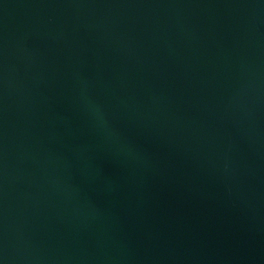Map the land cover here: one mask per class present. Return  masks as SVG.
Returning a JSON list of instances; mask_svg holds the SVG:
<instances>
[{
	"label": "water",
	"instance_id": "water-1",
	"mask_svg": "<svg viewBox=\"0 0 264 264\" xmlns=\"http://www.w3.org/2000/svg\"><path fill=\"white\" fill-rule=\"evenodd\" d=\"M0 264H264V0H0Z\"/></svg>",
	"mask_w": 264,
	"mask_h": 264
}]
</instances>
